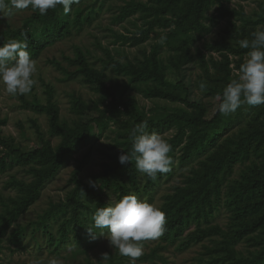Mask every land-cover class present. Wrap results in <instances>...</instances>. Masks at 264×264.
Wrapping results in <instances>:
<instances>
[{"label":"trees","instance_id":"1","mask_svg":"<svg viewBox=\"0 0 264 264\" xmlns=\"http://www.w3.org/2000/svg\"><path fill=\"white\" fill-rule=\"evenodd\" d=\"M106 1L79 0L67 15L62 6L46 15L29 8L14 25L1 17L0 44L8 39L26 41L34 60L47 47L89 25ZM224 1L123 0L111 22L128 21L133 30L113 32V44L138 47L133 56L116 47V53L125 56L121 60L98 43L103 52L100 67L79 46H74L72 57L48 60L63 74V80L80 77L98 97L89 100L70 93L73 117L67 118L61 115L53 86L44 81V99L19 96V107L44 114L48 127L45 132L31 120L36 141L28 148L0 132V176L7 174L3 189L9 191L6 195L0 192V251L22 248L28 239L39 251L59 256L70 248L72 255H84V264H93L88 252L107 233V229L101 234L94 228L96 233L88 232L95 210L127 194L151 203L158 183L172 175L171 166L153 181L136 170L134 161L119 162L121 152L131 148L132 129L147 121L149 132H171L169 155L189 168L182 181L162 196L159 205L167 220L163 235L135 264L148 258L166 261L162 251L172 247L183 252L197 245L200 249L192 264H264V105L245 104L229 116L218 111L223 88L238 78L249 51L239 42L251 39L253 32L264 27V0H253L256 7L249 13ZM222 20L225 25L217 38L202 48L196 46L211 32V24ZM162 35L167 37L164 43L160 42ZM187 67L190 84L182 77ZM107 70L117 78L111 80ZM202 81L207 83L203 92ZM139 94L152 105H142L136 97ZM215 99L217 108L210 115V101ZM3 124L5 119L0 120ZM19 127L23 131V125ZM106 131L113 135L114 151L107 153L110 162L84 179L81 172L89 147ZM74 159L64 196L51 200L34 219L21 221L46 184ZM221 211L227 218L223 225L215 222ZM104 253L109 254L108 264H132L117 249ZM100 260L101 255L97 264H103Z\"/></svg>","mask_w":264,"mask_h":264},{"label":"rangeland","instance_id":"2","mask_svg":"<svg viewBox=\"0 0 264 264\" xmlns=\"http://www.w3.org/2000/svg\"><path fill=\"white\" fill-rule=\"evenodd\" d=\"M123 0H107L104 4L103 9L94 18V20L86 25L79 33L73 34L63 40L57 41L55 44L44 49L41 54L34 59L37 66V72L34 74V79L37 83L34 85L32 91L29 94L24 95L28 99H32L34 95H37L41 99H44L42 81L53 86L55 91V99L60 106V112L63 117H73L69 111V94L75 93L82 95L85 99L96 100L98 94L86 84L80 77L71 80H63V74L54 68L49 62V59L56 58L62 60L64 55L73 56L74 46L82 47L87 49L88 57L91 63H95L94 66H101L100 58L103 57L101 47H109L112 50V54L115 57L124 60L123 54H117L115 48L119 47L124 50L127 56H133L138 47L129 48L121 47L118 44H113V32L125 33L126 29L133 30V25L125 21L121 24H112L111 17L116 11V6L122 3ZM82 2L91 3L92 0H82ZM225 5L230 7L242 6L246 12H251L256 7V3L253 0H225ZM25 10L15 11L11 17H8L10 24H19L22 19ZM1 18V17H0ZM3 18V17H2ZM212 30L210 33L204 35L198 40L196 46L203 47L205 42L214 41L222 27L225 25V20L220 21L218 24H211ZM101 45V47L98 45ZM188 69L184 68L182 77L185 82L190 84V77L188 76ZM107 75L111 80H115L117 77L111 70H107ZM20 95L12 96L8 94L5 87L0 83V120L5 119L6 124L0 125V132L4 135H12L20 142L21 146L28 148L35 141L34 129L31 120H36L42 129L47 131V119L44 114H37L30 110L22 109L19 107ZM193 96V95H192ZM138 101L150 107L152 101L143 98L140 94L136 95ZM193 98H195L193 96ZM211 114L212 115L217 108V101L211 100ZM19 124L23 125V131L20 129ZM165 139L171 136V132H165L162 134ZM112 134L110 131H106L101 136H97L95 141L89 147V157L82 169L81 176L87 179L92 173H97L102 170L105 162H110V158L107 153H112ZM53 143L56 139L52 140ZM87 150V148L80 151L76 157L80 158L81 155ZM75 158V159H77ZM69 161L56 175L54 179L46 184L42 190L39 200L20 218L21 221L34 219L40 212L45 209L51 200H58L63 197L67 190V180L70 177L71 171L76 164V160ZM189 164L180 166L177 158L173 160L172 175L169 178L163 177L158 183L154 193V199L151 203L159 205L162 201V196L168 192L172 185L180 183L183 179L184 173L188 172ZM12 172L22 176V171L13 169ZM7 178V174L0 176V192L6 195L9 191L3 189V181ZM143 199V198H141ZM227 218L226 213L221 211L215 218V222L219 224H225ZM156 240L144 241L143 247L144 252H149L150 249L155 245ZM113 251L114 248L110 246L106 235H103L96 241V244L89 250L88 255L90 256L93 264H97L98 257L106 250ZM200 249L199 245L194 246L186 251L178 252L174 251L172 247L162 251L165 260L161 259H143L139 264H192V258L197 254ZM70 248L63 251L61 255L49 254L48 250L39 251L36 246L29 242L28 239L24 240L23 247L11 251L9 248H4L0 251V264H48L50 259H57L60 264H84L83 254L72 255Z\"/></svg>","mask_w":264,"mask_h":264},{"label":"clouds","instance_id":"3","mask_svg":"<svg viewBox=\"0 0 264 264\" xmlns=\"http://www.w3.org/2000/svg\"><path fill=\"white\" fill-rule=\"evenodd\" d=\"M79 0H0V17H11L15 11L31 9L40 15L48 10L62 6L65 15L71 13L72 6ZM166 35L160 42L164 43ZM240 47L249 49L245 61L240 65L239 76L231 79L223 88L218 111L229 116L242 105H264V27L252 33V38L242 39ZM35 60L32 59L26 41L8 39L0 44V83L12 96L29 94L37 81ZM201 92L207 90V83L199 85ZM147 121H141L131 131V148L122 151L118 159L121 164L135 162L138 172L153 181L158 174L170 171L173 158L169 155L172 145L160 133L147 131ZM91 183V181H90ZM93 226L87 228L89 233L105 234L109 244L117 249L120 256L135 261L144 255L143 242L155 240L163 235L167 224L162 205L150 203L135 194L124 195L115 203L98 207L92 216ZM103 264H108L109 254L102 253ZM39 264V262H37ZM48 264H60L53 258Z\"/></svg>","mask_w":264,"mask_h":264}]
</instances>
